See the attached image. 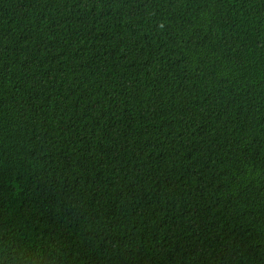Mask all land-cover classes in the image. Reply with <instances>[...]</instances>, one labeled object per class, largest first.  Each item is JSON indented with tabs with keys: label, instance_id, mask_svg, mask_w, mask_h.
Masks as SVG:
<instances>
[{
	"label": "trees",
	"instance_id": "trees-1",
	"mask_svg": "<svg viewBox=\"0 0 264 264\" xmlns=\"http://www.w3.org/2000/svg\"><path fill=\"white\" fill-rule=\"evenodd\" d=\"M0 264H264V0H0Z\"/></svg>",
	"mask_w": 264,
	"mask_h": 264
}]
</instances>
